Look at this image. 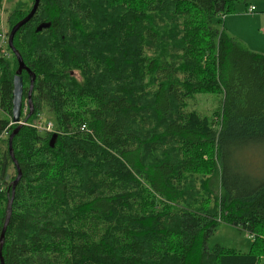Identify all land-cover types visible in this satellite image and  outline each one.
Here are the masks:
<instances>
[{"label": "trees", "instance_id": "trees-1", "mask_svg": "<svg viewBox=\"0 0 264 264\" xmlns=\"http://www.w3.org/2000/svg\"><path fill=\"white\" fill-rule=\"evenodd\" d=\"M240 3L39 0L13 37L35 78L29 100L21 72L4 264H264V179L242 191L225 175L233 141L264 136V55L223 26ZM32 4L16 1L5 37ZM4 50L0 229L16 176L17 61ZM205 93L220 97L210 117L188 108ZM43 111L51 132L32 124ZM221 222L252 235L248 251L207 245Z\"/></svg>", "mask_w": 264, "mask_h": 264}, {"label": "rangeland", "instance_id": "rangeland-1", "mask_svg": "<svg viewBox=\"0 0 264 264\" xmlns=\"http://www.w3.org/2000/svg\"><path fill=\"white\" fill-rule=\"evenodd\" d=\"M17 2H25L28 6V0H3L1 11L0 30H7L6 18ZM29 4L31 2L29 1ZM253 6L252 11H248ZM223 26L228 35L235 38L241 46L250 52L264 55V0H248V4H236L234 10L226 14L223 18ZM1 39V38H0ZM7 43V37H3L0 49L1 54L8 56L4 50V44ZM220 97L213 93L197 94L194 100L188 101L189 109H196L197 112L206 116L213 115L220 105ZM41 117L33 121L35 128L45 131L39 127L48 115L45 111L41 112ZM26 118V117H25ZM19 122L24 125L23 119ZM50 122H52L50 120ZM53 131V129H52ZM5 133L2 138H4ZM9 136V135H8ZM248 137L243 141L234 140L231 148L225 150L227 166L225 175L228 181L236 183L239 190L246 191L249 187L264 179V136ZM3 145V141H0ZM12 169H9L11 175ZM10 180V177L7 178ZM215 193H219V187L216 184ZM216 195V194H215ZM252 241V235L240 226H233L225 222L219 223L213 233L209 236L207 245L211 247L217 244L219 247L231 248L237 251H248Z\"/></svg>", "mask_w": 264, "mask_h": 264}, {"label": "water", "instance_id": "water-1", "mask_svg": "<svg viewBox=\"0 0 264 264\" xmlns=\"http://www.w3.org/2000/svg\"><path fill=\"white\" fill-rule=\"evenodd\" d=\"M38 3H39V0H33V4L31 6V9L29 10V12L11 27L9 34L7 36V45L9 47V49L11 50V52L13 53V55L15 56L16 61H17V67L14 71L13 78H12L13 88H12V100H11V104H12L11 121H12V123H16L17 126L10 132V134L8 136V153H9V156H10V158L13 161V164L15 166L16 176L10 182V192H9L10 194L9 193L7 194V202H6L5 211H4V221H3V224H2L1 229H0V264H4L2 256H1V250H2V247L4 244V235H5V231L7 228V224L10 220V217H11L12 198H13L14 190H15V187H16V185H17V183L21 177V171L18 168L17 163L13 157L12 146H11L12 138L16 134L18 128L22 124L19 122L20 109H21V104H22V90H23L21 72L26 71L28 73V75L31 76L30 82H29V87H28V92H27L29 100H30L31 91H32V87H33V81L35 78V75L33 74V72L27 68V66L24 64V62L22 60L20 53L14 47L13 37H14V34L16 33V31L21 26H23L27 21H29L30 18L33 16V14L35 13V11L38 7ZM48 26H49V23H47V22L40 23L35 27V31L39 32L42 28H46ZM32 109H33L32 105L30 104L29 115L32 112ZM23 120L25 121L26 118H24ZM54 136H55V133L52 134L51 141H53Z\"/></svg>", "mask_w": 264, "mask_h": 264}, {"label": "built area", "instance_id": "built-area-1", "mask_svg": "<svg viewBox=\"0 0 264 264\" xmlns=\"http://www.w3.org/2000/svg\"><path fill=\"white\" fill-rule=\"evenodd\" d=\"M253 6H250V8H249V12L250 11H252L253 10ZM3 37H5L4 36V34H2L1 35V40L0 41H2V39H3ZM0 49H3V47H1V42H0ZM35 125L36 124H34L33 126L35 127ZM37 126V125H36ZM52 123L50 122V121H47V120H45L44 122H43V124L39 127L40 129H44L45 131H48V132H51L52 131ZM82 128H83V126H82Z\"/></svg>", "mask_w": 264, "mask_h": 264}]
</instances>
